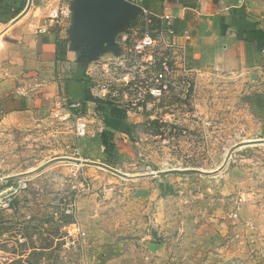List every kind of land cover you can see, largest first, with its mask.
I'll return each mask as SVG.
<instances>
[{
	"label": "rangeland",
	"instance_id": "374dc122",
	"mask_svg": "<svg viewBox=\"0 0 264 264\" xmlns=\"http://www.w3.org/2000/svg\"><path fill=\"white\" fill-rule=\"evenodd\" d=\"M259 66L202 75L183 120L114 154L71 115L1 119L0 264H264Z\"/></svg>",
	"mask_w": 264,
	"mask_h": 264
},
{
	"label": "crops",
	"instance_id": "0c3cea01",
	"mask_svg": "<svg viewBox=\"0 0 264 264\" xmlns=\"http://www.w3.org/2000/svg\"><path fill=\"white\" fill-rule=\"evenodd\" d=\"M74 1L33 0L24 14L28 0H0V120L54 114L52 108L63 100L68 106L58 113L81 118L88 125L87 139L81 144L89 140L95 154H114L128 147L137 126L146 121L123 111L110 115L97 109L96 60L84 61L88 42L71 48V60L57 59L59 41L72 45L73 13L59 19H51V13L71 7ZM130 1L146 9L139 0ZM157 1L151 9L170 16L166 25L178 31L198 79L210 72L254 70L264 61V43L253 34L264 32V0ZM140 20L139 16L133 23ZM110 53L107 50L99 58Z\"/></svg>",
	"mask_w": 264,
	"mask_h": 264
},
{
	"label": "built area",
	"instance_id": "2783aa9c",
	"mask_svg": "<svg viewBox=\"0 0 264 264\" xmlns=\"http://www.w3.org/2000/svg\"><path fill=\"white\" fill-rule=\"evenodd\" d=\"M71 14V7L61 6L51 19ZM140 17L118 35V54L96 60V98L149 123L181 121L193 107L198 73L178 31L166 25L169 15L143 9ZM67 106L59 101L52 112ZM75 121L77 134H88L87 123Z\"/></svg>",
	"mask_w": 264,
	"mask_h": 264
},
{
	"label": "water",
	"instance_id": "95a60500",
	"mask_svg": "<svg viewBox=\"0 0 264 264\" xmlns=\"http://www.w3.org/2000/svg\"><path fill=\"white\" fill-rule=\"evenodd\" d=\"M33 0H28L24 14ZM143 7L130 0H75L73 13L72 45L88 42L89 52L84 61H94L104 52H119L117 37L143 12Z\"/></svg>",
	"mask_w": 264,
	"mask_h": 264
},
{
	"label": "trees",
	"instance_id": "16d2710c",
	"mask_svg": "<svg viewBox=\"0 0 264 264\" xmlns=\"http://www.w3.org/2000/svg\"><path fill=\"white\" fill-rule=\"evenodd\" d=\"M140 3L149 11L154 12L155 10L151 9L153 5H158L160 2L157 0H139ZM152 5V6H151ZM23 8V4L16 10L17 14L18 12H20V10ZM155 13V12H154ZM254 37L258 38L262 43H264V32L262 31H254L253 32ZM58 52H57V59L60 61H69L70 59V54H71V45L70 42H68L67 40H62L59 41L58 44ZM75 74L79 75L76 72H74ZM88 99H93L90 95H88ZM94 100V99H93ZM96 100V104H97V109L105 114H110V115H114L116 112H118L119 110H117L116 108L112 107L109 103L104 102L100 99H95ZM154 124L159 123V122H152ZM157 124L155 126V128H158Z\"/></svg>",
	"mask_w": 264,
	"mask_h": 264
}]
</instances>
